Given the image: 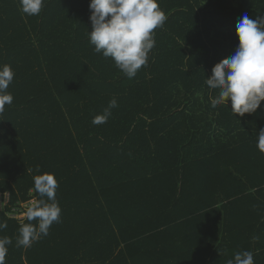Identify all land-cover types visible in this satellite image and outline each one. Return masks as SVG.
<instances>
[{
	"label": "trees",
	"instance_id": "16d2710c",
	"mask_svg": "<svg viewBox=\"0 0 264 264\" xmlns=\"http://www.w3.org/2000/svg\"><path fill=\"white\" fill-rule=\"evenodd\" d=\"M89 3L45 0L28 16L0 0V66L15 73L0 114L5 264H228L245 250L264 264V101L235 115L230 101L211 106L205 83L264 0H158L167 20L131 79L90 44ZM43 173L58 182L60 221L17 246L28 221L12 216L41 199Z\"/></svg>",
	"mask_w": 264,
	"mask_h": 264
},
{
	"label": "clouds",
	"instance_id": "9594fccd",
	"mask_svg": "<svg viewBox=\"0 0 264 264\" xmlns=\"http://www.w3.org/2000/svg\"><path fill=\"white\" fill-rule=\"evenodd\" d=\"M19 3L24 14L36 16L41 13L45 0H19ZM89 9L92 30L88 32V38L94 51L105 58L110 57L129 79L135 77L137 71L147 65L149 53L155 47L154 30L163 27L167 20L158 0H90ZM235 28L238 37L235 53L214 65L205 83L209 89L218 92L210 98L213 108L220 104L228 107L230 101L231 111L243 116L255 113L264 101V17L250 19L244 15ZM14 76L10 65L0 66V114L6 105L13 103L14 97L8 88ZM117 106L113 98L103 114L93 117L92 123H106L111 109ZM256 147L264 154V129L258 132ZM33 181L41 199L33 200L23 213L28 223L19 228L16 244L25 248L48 236L50 227L61 217V208L56 201L58 182L54 174L35 175ZM43 197H47V201ZM5 228L6 221H0V231ZM11 244V238H0V264H5L7 246ZM228 264H255L254 253L236 252Z\"/></svg>",
	"mask_w": 264,
	"mask_h": 264
},
{
	"label": "built area",
	"instance_id": "2783aa9c",
	"mask_svg": "<svg viewBox=\"0 0 264 264\" xmlns=\"http://www.w3.org/2000/svg\"><path fill=\"white\" fill-rule=\"evenodd\" d=\"M33 200H30L29 201V204L32 202ZM29 204H27V206H29ZM18 213V211H16V213L12 216V217H14V218H16V219H18V220H21V219H24L25 218V216L23 215V213H21V214H17Z\"/></svg>",
	"mask_w": 264,
	"mask_h": 264
},
{
	"label": "rangeland",
	"instance_id": "374dc122",
	"mask_svg": "<svg viewBox=\"0 0 264 264\" xmlns=\"http://www.w3.org/2000/svg\"><path fill=\"white\" fill-rule=\"evenodd\" d=\"M5 201L0 200V205L3 206Z\"/></svg>",
	"mask_w": 264,
	"mask_h": 264
}]
</instances>
